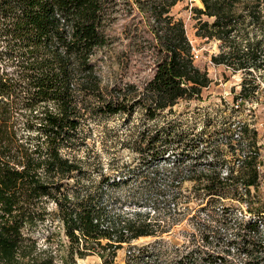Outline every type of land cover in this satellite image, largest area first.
<instances>
[{
  "label": "trees",
  "instance_id": "trees-1",
  "mask_svg": "<svg viewBox=\"0 0 264 264\" xmlns=\"http://www.w3.org/2000/svg\"><path fill=\"white\" fill-rule=\"evenodd\" d=\"M118 1L0 0V264H78L94 253L101 264H115L126 247L127 264H153L162 254L158 237L192 201L197 212L210 211L208 223L222 225L207 227L205 238L225 236L229 257L206 256L201 245L190 250L187 264H264L258 131L233 120L243 101L257 100V74L264 76V37L239 28V7L249 2L201 0L204 7L195 8L198 17L214 18L200 22L197 32L219 41L212 61L244 73L232 102L214 108L224 119L209 118L195 131L174 107L202 100L212 79L194 62L184 21L171 14L180 0H132L150 20L160 58L143 85H102L93 56L110 43L108 14ZM263 1L254 0L245 13L262 30ZM97 115L130 122L140 116L129 136L148 166L137 176L160 182L152 204L158 209L163 199L169 216L144 212V202L119 194L121 176L95 174L88 126ZM186 181L192 185L183 194ZM243 206L246 213H229ZM146 236L157 239L134 244Z\"/></svg>",
  "mask_w": 264,
  "mask_h": 264
},
{
  "label": "rangeland",
  "instance_id": "rangeland-1",
  "mask_svg": "<svg viewBox=\"0 0 264 264\" xmlns=\"http://www.w3.org/2000/svg\"><path fill=\"white\" fill-rule=\"evenodd\" d=\"M246 1L249 4L245 2L246 4L243 3L239 7L244 12L240 18V31L257 32L258 38L264 37V34L260 33L264 32L260 24H252L250 17L245 14L247 10L251 9L254 0ZM203 7L201 0H180L171 8V14L184 21L187 36L193 46L195 64L202 70H206L212 79L210 86L203 90L202 100L181 101L174 107L184 124L195 125V131H198L209 118L217 122L224 119L220 112L214 108L217 104H222L224 100L232 102L234 94H237L241 89L244 76L242 71L235 72L224 64H216L212 61V56L220 51V43L216 39L197 35L200 22L209 21L211 23L214 20L213 17L207 15L198 17L195 8ZM260 8L264 14V1ZM106 32L110 43L106 47L98 49L93 56V62L102 80V85L105 88L125 83L143 85L154 75L156 63L160 58L150 20L132 0H120L110 7ZM257 75L261 81V88L256 92L257 100L246 103L243 101V108L239 112L241 115L238 118L234 116L233 120H236L237 123L240 119L248 121L258 131L262 177L257 192L264 201V76H260V73ZM130 120L123 115L94 116L93 122L88 126L91 136L88 145L93 155L97 154L95 158L90 159L93 162V167H96L98 171L95 174L105 173L121 176L126 182L116 187L119 194L144 202V204L141 203L144 207L139 208L144 212L151 211L152 214H158L161 217L169 216L168 209L163 208V199H160L161 204L157 206L158 209H155L152 204L160 192V182L157 179L153 181L137 176L148 165L140 164L137 155L131 148L132 142L129 136L134 124L141 122L140 116L135 115L133 121L130 122ZM80 154L82 155L83 151ZM232 157L230 154L226 156L228 161H231ZM166 166L167 164H162L159 168L164 170ZM99 178L97 175V179ZM191 185L190 181L183 184V194L189 193ZM252 192H255L254 188H252ZM196 206L197 201H192L188 212H181L177 215L182 220L163 236L158 237L160 239L158 243L156 242V247L162 251V254L153 264H187L190 262L188 260L190 250L201 245H204L201 247H204L206 256L210 254L219 260H221L219 257L222 256L223 258L229 257L225 236L217 234L214 238H210L211 242H207L205 238V235L208 234L207 230H209L207 227L212 225L211 228L214 229L220 228L222 225L217 221L212 222L213 224L208 223L207 218L210 211L207 209L197 212ZM240 209L242 210L235 208L229 213L239 215L242 214L241 211L246 213L245 206ZM195 214H199V217L197 215L192 218ZM156 239L152 236L141 237L134 244L152 245ZM127 255V247L120 249L115 264H127ZM77 261L78 264H101L103 262L97 253L86 258H78Z\"/></svg>",
  "mask_w": 264,
  "mask_h": 264
}]
</instances>
